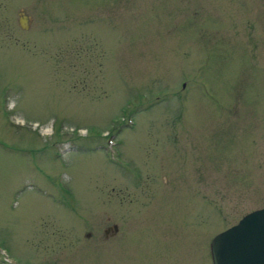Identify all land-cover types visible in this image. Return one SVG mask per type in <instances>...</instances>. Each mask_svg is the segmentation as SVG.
<instances>
[{
	"label": "rangeland",
	"instance_id": "obj_1",
	"mask_svg": "<svg viewBox=\"0 0 264 264\" xmlns=\"http://www.w3.org/2000/svg\"><path fill=\"white\" fill-rule=\"evenodd\" d=\"M263 205L264 0H0V264H212Z\"/></svg>",
	"mask_w": 264,
	"mask_h": 264
},
{
	"label": "water",
	"instance_id": "obj_2",
	"mask_svg": "<svg viewBox=\"0 0 264 264\" xmlns=\"http://www.w3.org/2000/svg\"><path fill=\"white\" fill-rule=\"evenodd\" d=\"M19 22L28 28V15L20 12ZM117 228V224L111 227ZM211 253L213 264H264V206L247 212L214 235Z\"/></svg>",
	"mask_w": 264,
	"mask_h": 264
}]
</instances>
